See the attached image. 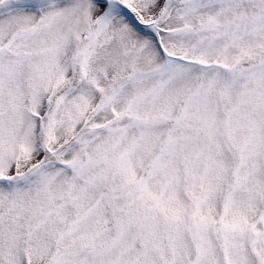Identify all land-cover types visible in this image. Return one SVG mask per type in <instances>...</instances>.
I'll list each match as a JSON object with an SVG mask.
<instances>
[{
    "label": "snow or ice",
    "instance_id": "snow-or-ice-1",
    "mask_svg": "<svg viewBox=\"0 0 264 264\" xmlns=\"http://www.w3.org/2000/svg\"><path fill=\"white\" fill-rule=\"evenodd\" d=\"M0 264H264V0H0Z\"/></svg>",
    "mask_w": 264,
    "mask_h": 264
}]
</instances>
